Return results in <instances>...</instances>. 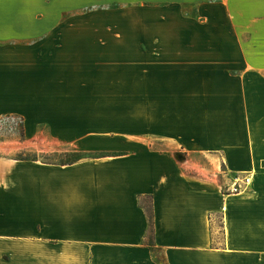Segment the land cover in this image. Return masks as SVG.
Instances as JSON below:
<instances>
[{
	"label": "crops",
	"instance_id": "crops-1",
	"mask_svg": "<svg viewBox=\"0 0 264 264\" xmlns=\"http://www.w3.org/2000/svg\"><path fill=\"white\" fill-rule=\"evenodd\" d=\"M209 1L103 33L39 31V0H0V115L28 146L102 152L0 153V264H264V0Z\"/></svg>",
	"mask_w": 264,
	"mask_h": 264
},
{
	"label": "rangeland",
	"instance_id": "rangeland-1",
	"mask_svg": "<svg viewBox=\"0 0 264 264\" xmlns=\"http://www.w3.org/2000/svg\"><path fill=\"white\" fill-rule=\"evenodd\" d=\"M44 1L39 0V5L32 7V12L36 11L39 15L37 23L39 31L47 29L55 31L100 30L103 33L105 31L174 29L176 21L167 25L166 18L173 21L175 14L183 13L184 16H187L192 12L194 15L197 6L200 7L201 4L210 2L209 0H200L197 3L188 4L178 0H53V4H50L49 0V3L45 4ZM197 16L199 30H204V25L207 23L205 16L200 11H198ZM52 17L53 21L50 20ZM42 18H48V20L42 21L40 20ZM248 72H253L249 65L245 70V73ZM21 128L24 129L23 136ZM29 143L23 116L14 113L0 115V153L16 158L36 157L42 162L59 164L66 163L72 157L65 155V152L73 151L28 146ZM80 153L82 156L90 157L102 152ZM192 156L196 158L197 169H207L208 172L223 169L217 159L218 156H216L214 164L208 161L210 165L207 164L204 155L191 152Z\"/></svg>",
	"mask_w": 264,
	"mask_h": 264
},
{
	"label": "built area",
	"instance_id": "built-area-1",
	"mask_svg": "<svg viewBox=\"0 0 264 264\" xmlns=\"http://www.w3.org/2000/svg\"><path fill=\"white\" fill-rule=\"evenodd\" d=\"M250 180L251 177L248 174L237 175L235 176L233 183L223 189V193L229 194L242 192L250 186Z\"/></svg>",
	"mask_w": 264,
	"mask_h": 264
},
{
	"label": "trees",
	"instance_id": "trees-1",
	"mask_svg": "<svg viewBox=\"0 0 264 264\" xmlns=\"http://www.w3.org/2000/svg\"><path fill=\"white\" fill-rule=\"evenodd\" d=\"M22 130V136H23V133H24V129L21 128ZM65 155H69V156H72L69 161H66V163H63V164H71L73 162H76L86 156H82V154L80 152H77V151H73V152H65ZM18 159H31V160H37L38 158L34 157V158H28V157H19Z\"/></svg>",
	"mask_w": 264,
	"mask_h": 264
}]
</instances>
